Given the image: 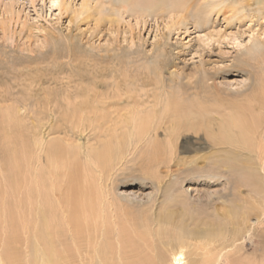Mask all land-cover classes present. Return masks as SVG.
Instances as JSON below:
<instances>
[{
	"label": "rangeland",
	"instance_id": "rangeland-1",
	"mask_svg": "<svg viewBox=\"0 0 264 264\" xmlns=\"http://www.w3.org/2000/svg\"><path fill=\"white\" fill-rule=\"evenodd\" d=\"M260 81L264 84V0H0V192L27 190L36 173L50 175L51 142L62 141L85 162L88 154L121 137L123 156L109 175L88 169L98 192L113 204L106 205L107 216L128 211L157 235L167 211H179L186 226L212 227L242 198L247 209L258 211L238 249L230 247L221 264H230L240 246L244 259L260 258L264 185L259 195L244 187L238 197L235 187L242 168L258 184L264 182V102L257 112L262 125L249 150L218 146L212 136L234 113L231 102L242 101ZM172 99L206 108L207 128L186 134L174 153L164 155L174 123L164 112ZM138 112L153 115L142 141L130 137L133 126L126 127ZM152 142L163 148L158 164H146ZM24 145L31 149L25 167L31 180L6 190V178L23 172L22 162L17 166L11 159ZM59 180L67 187L68 181ZM1 196L0 257L14 212L11 198L3 208ZM228 227L232 231V224ZM16 235L12 248L21 262L42 264L33 222ZM200 245L191 244L193 254L202 253Z\"/></svg>",
	"mask_w": 264,
	"mask_h": 264
},
{
	"label": "bare ground",
	"instance_id": "bare-ground-1",
	"mask_svg": "<svg viewBox=\"0 0 264 264\" xmlns=\"http://www.w3.org/2000/svg\"><path fill=\"white\" fill-rule=\"evenodd\" d=\"M135 1L138 0H129V2ZM215 91L220 93L216 86ZM218 96L222 97L221 94ZM263 102L264 84L260 81V85L249 95H245L242 101H232L231 106L228 105L234 113L232 112L233 114L222 121L221 130L217 135L212 134L215 144L239 150L252 148L262 125L257 112L262 108ZM166 105L165 119H172L174 123L164 155H168L169 152L174 153L180 139L189 137L185 136L186 134L199 133L207 128L202 119L206 108L199 107L196 102L172 99L168 100ZM132 115L126 127L133 126L136 131L135 136L130 135V137L142 141L151 132L150 119L153 115L147 113L143 116L141 112ZM7 116L11 117L9 111ZM154 132L157 134V129ZM61 142L53 144L51 142L47 148L49 163L54 167L50 170L51 174L36 173L35 182L28 183V180H31L30 168L27 170L25 167L31 159L27 158L29 156L27 146L24 145L25 148L21 152L16 151L11 159V163L14 162L17 166H22V162L23 172L14 171L11 181L6 178V190L8 187L28 184L27 190L11 189L7 190L8 193L0 192V195L3 194L1 196L3 208L7 207L9 197L14 204L12 206L14 212L8 227L11 237H8L6 249L0 257V264H24L21 262L20 254L12 248V244L18 240L16 234L27 231L31 222L34 224L35 242L44 253L42 264H221L230 247L238 249V242L242 240L246 228L251 225L250 216L258 211L255 206L247 209L244 205L245 201L239 198L234 201L237 207L235 206L230 213L228 210L222 212L221 220L215 219L212 227L186 226L183 219H180L181 216L178 217L179 211H167L158 222L163 226L159 228L154 238L155 235L151 233L145 220L132 217L128 211L122 216L116 217L113 213L110 217L107 216L106 205L109 204L110 208L113 204L108 202L110 201L108 197L101 196L102 194L98 192L97 181L88 170L91 165L100 173L109 175L116 162L123 156L125 148L123 138L114 136L100 150L88 154L85 162L81 160L79 151H71ZM28 150L31 153V149ZM18 152L21 153L20 156ZM162 152L163 148L160 144L152 142L145 153L146 164L160 163ZM241 174L235 187L238 192L237 197L241 191L243 192L244 187L251 188L252 193L259 195L264 182L260 181L258 184L252 172L245 173L243 168ZM60 178L68 181L67 187H64V181L59 180ZM61 194L63 197L57 198ZM5 218L7 220L6 216ZM229 224L233 226L232 231L231 227H228ZM114 227L119 229L115 230ZM158 242L161 244L159 245ZM193 242L203 245L197 247L202 253H192L191 249L196 248L191 246ZM209 246H214L215 251L212 252ZM206 247L207 252L204 250ZM239 249L241 251L239 250L230 264H264V251L260 258L254 256L253 259L246 260L240 256L242 246Z\"/></svg>",
	"mask_w": 264,
	"mask_h": 264
}]
</instances>
